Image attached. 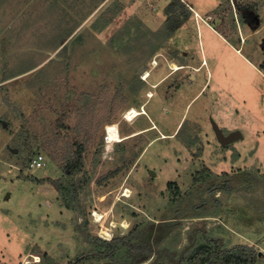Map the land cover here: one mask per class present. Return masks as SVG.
Listing matches in <instances>:
<instances>
[{"label": "rangeland", "instance_id": "obj_1", "mask_svg": "<svg viewBox=\"0 0 264 264\" xmlns=\"http://www.w3.org/2000/svg\"><path fill=\"white\" fill-rule=\"evenodd\" d=\"M238 246L264 264V0H0V264Z\"/></svg>", "mask_w": 264, "mask_h": 264}, {"label": "trees", "instance_id": "obj_2", "mask_svg": "<svg viewBox=\"0 0 264 264\" xmlns=\"http://www.w3.org/2000/svg\"><path fill=\"white\" fill-rule=\"evenodd\" d=\"M181 131H182V128H181ZM180 134L181 132L179 133L178 136H180ZM194 138L196 137L194 136ZM190 140L192 141L193 139H190ZM184 142L186 143L185 145L187 147L193 146L192 144L193 142H190V143L186 141ZM77 146H78L77 152H76L78 154V159L76 160L77 164L71 168V170L69 171V175H73L77 171L80 170L81 155L84 150V147L81 146L80 144H77ZM118 241L119 240H115L113 242H108V243L105 242L107 248L110 251V254L115 253L119 250ZM219 254L220 253H218V255H214L211 258H202L197 264H257V261L260 260L258 257L259 255L258 252H256L249 246H238L234 249H231L225 252L223 256H220ZM212 258L215 260H213Z\"/></svg>", "mask_w": 264, "mask_h": 264}, {"label": "built area", "instance_id": "obj_3", "mask_svg": "<svg viewBox=\"0 0 264 264\" xmlns=\"http://www.w3.org/2000/svg\"><path fill=\"white\" fill-rule=\"evenodd\" d=\"M46 167H47L46 159L42 155H35L33 159H31L29 162L28 170L29 171H40V170H45Z\"/></svg>", "mask_w": 264, "mask_h": 264}, {"label": "bare ground", "instance_id": "obj_4", "mask_svg": "<svg viewBox=\"0 0 264 264\" xmlns=\"http://www.w3.org/2000/svg\"><path fill=\"white\" fill-rule=\"evenodd\" d=\"M174 69L175 70H179L180 67L175 66ZM151 96H153V95H150V97ZM129 192H130V190L127 189L125 196H128ZM95 215L98 217V219H97L98 222L101 221V219H103V216L101 214H99V213L96 212ZM127 223H128V221L125 220L121 225L126 228L128 226ZM114 224H115V222H114ZM100 234L103 235V236H106L107 238H110L111 237V233H109V231H106L105 229H102ZM34 257L36 258V261L38 262L39 261L38 257L37 256H34ZM27 264H30V263L27 262Z\"/></svg>", "mask_w": 264, "mask_h": 264}, {"label": "water", "instance_id": "obj_5", "mask_svg": "<svg viewBox=\"0 0 264 264\" xmlns=\"http://www.w3.org/2000/svg\"><path fill=\"white\" fill-rule=\"evenodd\" d=\"M238 136L237 133L235 134H231V135H228V136H224L222 134V132L219 131V137H218V140L221 144L223 145H230L232 144L233 142H235L236 140V137Z\"/></svg>", "mask_w": 264, "mask_h": 264}, {"label": "crops", "instance_id": "obj_6", "mask_svg": "<svg viewBox=\"0 0 264 264\" xmlns=\"http://www.w3.org/2000/svg\"><path fill=\"white\" fill-rule=\"evenodd\" d=\"M182 66H184V65H182ZM185 66H186V65H185ZM185 66H184V67H185Z\"/></svg>", "mask_w": 264, "mask_h": 264}, {"label": "flooded vegetation", "instance_id": "obj_7", "mask_svg": "<svg viewBox=\"0 0 264 264\" xmlns=\"http://www.w3.org/2000/svg\"><path fill=\"white\" fill-rule=\"evenodd\" d=\"M228 146V145H227Z\"/></svg>", "mask_w": 264, "mask_h": 264}]
</instances>
